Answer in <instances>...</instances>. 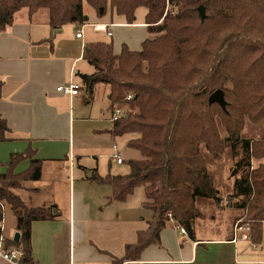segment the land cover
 I'll return each mask as SVG.
<instances>
[{
	"label": "trees",
	"instance_id": "obj_1",
	"mask_svg": "<svg viewBox=\"0 0 264 264\" xmlns=\"http://www.w3.org/2000/svg\"><path fill=\"white\" fill-rule=\"evenodd\" d=\"M83 1L99 16L110 10L129 24L136 8L146 7L145 23L156 34L145 39L140 50L123 46L119 54H112L107 42L87 43L83 57L94 71L78 74L88 95L96 83L109 85V108L124 110L109 131L113 137L137 133L127 147L140 154L127 161L125 174L93 172L89 179L109 184L111 198L120 201L142 186V206L152 213L137 241L126 245L124 255L114 257L112 264L138 260L144 248L159 245L169 220L194 237L195 223L203 217L200 202L222 200L207 154L219 158L226 150L234 178L226 202L243 211L237 223L248 225L249 239L259 243L264 221V132L250 138L242 131L247 121L264 122V0H0V32L23 8L29 16L46 9L51 29L82 25ZM40 42L53 46L51 37ZM217 89L222 91L224 108L209 102ZM127 94L131 98L126 99ZM8 133L0 117V142ZM34 155L30 146L12 153L6 171L0 173V220L8 206L19 233L17 241L5 238L4 247L19 249L21 264H35L31 223L55 217L54 204L28 207L14 192L22 182L40 178L41 160ZM253 159L256 166L251 165ZM23 160L29 161L28 167L15 173Z\"/></svg>",
	"mask_w": 264,
	"mask_h": 264
},
{
	"label": "crops",
	"instance_id": "obj_2",
	"mask_svg": "<svg viewBox=\"0 0 264 264\" xmlns=\"http://www.w3.org/2000/svg\"><path fill=\"white\" fill-rule=\"evenodd\" d=\"M146 13V7H137L134 22L129 24L110 10L106 18L97 13V17L92 13L88 17L84 12V26L65 24L52 35L47 13L29 16L23 8L0 32V117L9 128L8 139L0 142V173L6 171L5 163L12 153L30 146L34 157L41 160L40 178L24 181L14 192L28 207L54 204L56 211L52 220L31 223L35 264H112L114 257L124 255L126 245L137 241L138 231L152 217L151 211L142 206L144 193L132 198L136 188L120 201L111 198L109 184L89 179L93 172L115 174L124 160L117 163L115 155L121 157L117 137L109 131L113 123L109 91L106 106L95 105L97 83L88 95L78 75L94 71L83 57L87 43L107 42L112 54H119L124 43L129 50H140L142 42L152 36L145 23ZM79 29L82 35L76 37ZM126 29L132 31L131 37L115 41V32L119 31V36ZM48 37L52 47L40 42ZM69 81L80 84L79 94L68 96L55 90ZM88 102H93L91 108L96 107L93 115L91 110L87 112ZM106 109L110 110L108 118ZM83 123H92V133L82 128ZM87 135L96 138L87 141ZM28 165L29 161L23 160L14 172ZM6 209L10 210L5 206L3 213ZM15 232L13 214L11 220L3 215V236L13 238ZM0 264L8 262L0 258ZM123 264H264V221L261 241L253 243L243 229L234 232L229 228L222 235L201 236L195 223L194 237H190L169 220L160 232L159 245L147 246L138 260Z\"/></svg>",
	"mask_w": 264,
	"mask_h": 264
},
{
	"label": "rangeland",
	"instance_id": "obj_3",
	"mask_svg": "<svg viewBox=\"0 0 264 264\" xmlns=\"http://www.w3.org/2000/svg\"><path fill=\"white\" fill-rule=\"evenodd\" d=\"M83 11L86 13L88 17H90L92 14L95 16L96 14V12L85 1H83ZM37 12H39V15H41V14H46L47 10L42 9ZM97 16L98 15L96 14V17ZM108 16H109V10H106V12L103 15L98 16V17L106 18ZM118 32L119 31L115 32V35H116L115 41L117 40L119 42L123 41L124 39L128 37H131L132 35V31H129V29H126L123 32H121L119 36H118ZM155 36L156 34H152V36L149 35L148 37L153 38ZM123 46L128 48V46L125 43L122 45V47ZM108 91H109V87L105 85V83H102V82L97 83L95 86V93H94L95 100L97 102H95L94 104L96 105L97 103V104H101L103 107L106 106L105 104L106 92ZM90 104H93V102L88 104L87 112L91 110L92 111L91 115H93V113L96 112V107L95 109L91 108ZM86 115L89 116V114H86ZM104 115L106 118H108L110 116V110L106 109L104 112ZM91 125L92 123L81 124L82 128H86L85 131L87 133H92L89 130L91 128ZM75 131H76V128H75ZM263 132H264V122L253 125L247 121L243 128L242 134L244 137L257 138L261 136ZM136 136H137V133H131V132L116 136L117 140L115 142L117 144V151L120 152L121 157L124 160V163L121 166H119L115 174L127 173L129 171L127 161L133 158L134 159L140 158V154L137 150L130 149L127 147V142ZM92 138L95 139L96 137L95 136L91 137L90 135H87V141H89V139H91V141H94L92 140ZM202 151H204L203 148H202ZM207 157L209 161L210 172L214 176V180H215L214 182H215L216 187L219 188L220 190V195L222 197V200L219 204H215L212 201H205L204 203L200 202V207H201V210L203 211V217L200 219H197L196 226L201 236L222 235L226 233V229L229 230V228L230 229L234 228V225H236V223L238 222L237 218L241 216L243 211L234 209L231 206V203L229 201L226 202L228 193L230 192L231 186L234 181V178L230 177L229 175V170L233 164L232 163L233 161H232L231 156L229 155V152L226 150L219 158H214L208 154H207ZM93 159L94 158H91L92 161ZM257 164H258L257 160H254V159L251 160L252 166H256ZM81 173L86 174L87 172H81ZM22 185H23V182H22ZM143 193H144L143 187L137 186L135 189V194L133 195L132 198L136 199L138 196L142 197ZM3 215L6 218V220H11L12 213L9 209L4 210ZM226 226H228L229 228H226Z\"/></svg>",
	"mask_w": 264,
	"mask_h": 264
},
{
	"label": "built area",
	"instance_id": "obj_4",
	"mask_svg": "<svg viewBox=\"0 0 264 264\" xmlns=\"http://www.w3.org/2000/svg\"><path fill=\"white\" fill-rule=\"evenodd\" d=\"M84 26V25H82ZM81 26V27H82ZM108 34H110V32H108ZM82 33H81V29L78 30V32L75 34L76 37H81ZM80 84L75 82V81H69L67 83L64 84H60L58 86H56L55 90L64 94V95H68V96H74L79 94L80 92ZM131 94H127L126 95V99L131 98ZM124 115V110L121 107H115L112 110V120H116L118 118H120L121 116ZM116 157V161L117 163H121L122 162V158L119 155H115ZM180 232L181 233H186L185 229L183 227H179ZM241 229L245 230L246 232H249V227L248 225H238V223H236V225H234V232L240 231ZM247 234H243L242 237L243 238H247ZM4 240L5 237L3 236V218L0 220V258H2L3 260L7 261L8 264H21L19 259L22 255L21 251L19 249L16 248H5L4 247Z\"/></svg>",
	"mask_w": 264,
	"mask_h": 264
},
{
	"label": "water",
	"instance_id": "obj_5",
	"mask_svg": "<svg viewBox=\"0 0 264 264\" xmlns=\"http://www.w3.org/2000/svg\"><path fill=\"white\" fill-rule=\"evenodd\" d=\"M200 12L201 14L204 13L203 7H200ZM61 30V27H57V28H53L52 29V35H54L56 32H59ZM209 102H217L222 108H224L225 106V101L223 98V94L222 91L220 89L215 90L214 92H212L209 96ZM87 176H90V172L87 174ZM54 213H56V211H54ZM19 237V233L16 231L13 235V239L15 241L18 240Z\"/></svg>",
	"mask_w": 264,
	"mask_h": 264
}]
</instances>
